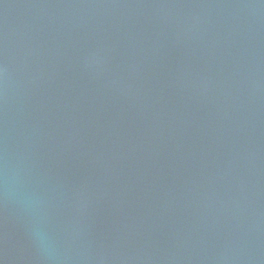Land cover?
<instances>
[{"label":"water","instance_id":"obj_1","mask_svg":"<svg viewBox=\"0 0 264 264\" xmlns=\"http://www.w3.org/2000/svg\"><path fill=\"white\" fill-rule=\"evenodd\" d=\"M0 264H264V0H0Z\"/></svg>","mask_w":264,"mask_h":264},{"label":"clouds","instance_id":"obj_2","mask_svg":"<svg viewBox=\"0 0 264 264\" xmlns=\"http://www.w3.org/2000/svg\"><path fill=\"white\" fill-rule=\"evenodd\" d=\"M33 240L38 251L45 258L55 261L58 253L55 241L47 234L46 231L39 225L32 230Z\"/></svg>","mask_w":264,"mask_h":264}]
</instances>
